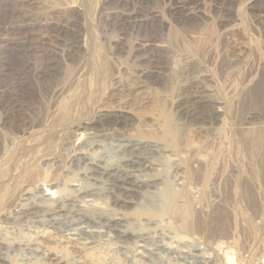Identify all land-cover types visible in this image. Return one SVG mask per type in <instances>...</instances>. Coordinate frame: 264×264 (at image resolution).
Masks as SVG:
<instances>
[{"label": "rangeland", "instance_id": "374dc122", "mask_svg": "<svg viewBox=\"0 0 264 264\" xmlns=\"http://www.w3.org/2000/svg\"><path fill=\"white\" fill-rule=\"evenodd\" d=\"M144 75H152V79H144ZM185 99L217 102V114L222 116L213 125L185 122L176 132L181 149L195 146L197 154L213 152L224 159L227 172L256 168L260 174L258 156L264 153V135L249 137L251 151H245L235 130L243 116L254 115V126L264 118V0H0V184L8 178L10 162L5 161L17 156L21 169L17 168L16 175L35 166L48 184H55L53 188H69L80 177L69 175V168H64L73 156L60 146L69 130L87 127L99 114L109 112L129 121L125 135L160 142L157 127L167 116L180 120L178 105ZM55 107L63 109L58 123L67 122L60 128L47 124V114ZM85 133H95L88 140L104 142V153L114 157L115 136L99 137L93 129ZM248 154L255 155V163L247 161ZM44 160L51 162L45 164ZM159 161L166 167L151 174L162 181L169 166ZM182 165L187 169L188 160ZM251 171L246 176L254 183ZM27 178L8 183L20 186ZM249 185L235 188L236 200L232 199L236 202L222 201L228 203L231 219L235 214L239 221H248L247 232L258 239L264 222L250 223L258 200L250 196ZM8 187H0V199ZM188 187L182 193L190 200ZM206 204L204 209L211 214L204 219L208 233L227 230L225 219L213 222L216 209ZM121 210L140 215L132 207ZM12 226L8 238L20 242L21 228ZM242 238L240 232L235 234L240 244ZM26 255L23 247L16 256L10 255V263H18ZM110 256L116 264H127L119 253ZM244 256L240 264H247Z\"/></svg>", "mask_w": 264, "mask_h": 264}, {"label": "bare ground", "instance_id": "6f19581e", "mask_svg": "<svg viewBox=\"0 0 264 264\" xmlns=\"http://www.w3.org/2000/svg\"><path fill=\"white\" fill-rule=\"evenodd\" d=\"M215 66L217 67V62ZM144 76L141 77L152 79V75ZM217 104L206 99L181 101L178 105L180 120L175 121L167 116L157 127L162 135L163 141L160 142H146L125 135L129 121L121 115L109 112L99 114L87 127L77 126V130L71 129L69 132L62 129L67 132L68 139L60 146L71 151L73 155L70 165L66 164L64 168H69L68 174L71 176L80 175L69 188H53L55 184H48L40 169L34 168L33 164L35 170L22 169L16 175L17 168H20V159L11 155L12 158L5 161L6 164L10 162L8 178L0 184L2 188L9 186L0 199V264H11L10 255L13 253L16 256L23 247L27 255L16 264H116L111 259V252L123 255L127 264H240L242 255H245L244 261L247 264H264V232L258 239L252 237L250 231L247 232L248 221H239L235 214L231 219V215L227 214L228 203L225 205V201H222L223 198L236 200L235 188L240 189L250 184V196L258 200L253 206L250 223L264 222V153L262 158L257 155L261 165L260 174L255 172L254 167L253 171L248 168L244 171L227 172L224 170V159L221 160L220 156L204 151L197 154L198 148L195 146L181 149V139L176 135L187 121L213 125L222 116L217 114L220 113ZM62 113V108L55 107L50 115L47 114L50 128H60L67 123H58ZM253 119L254 115L243 116L242 121L237 122L236 130L233 128L240 138L237 141L245 151L250 150L247 145L249 137L255 134L264 135V118L256 126L252 124ZM233 126L235 127V123ZM91 129L98 132L101 135L99 137H116L112 142L117 144L111 146L114 157L104 153V142L88 140L89 135L95 134L85 133ZM224 132L223 134L226 133ZM229 140L225 142H230ZM230 155L231 153L226 157L230 158ZM248 155L247 161L250 163L253 160L255 163L257 159L252 157L254 154ZM160 159L169 166V174L162 181L156 178L159 175L151 174L161 173L166 167H163ZM183 160H188L187 169L182 165ZM43 162L48 164L51 161ZM59 164L58 167L61 168L63 165ZM248 171L254 175V183L248 178L249 175L246 176ZM21 176L28 178L20 186L8 183L21 179ZM187 186L190 188V200L183 196ZM31 189L33 193H30ZM206 203H210L212 210L216 209L214 213L217 215H212L215 219L213 222L225 219L227 230L209 229L208 233L204 219L211 214L204 209L208 205ZM124 207H132L133 212L140 215L129 212L125 214L121 210ZM10 225L21 228L23 234L20 242L8 238ZM237 232L243 234L241 244L235 239ZM112 246L117 249L116 252L114 249L110 250Z\"/></svg>", "mask_w": 264, "mask_h": 264}]
</instances>
